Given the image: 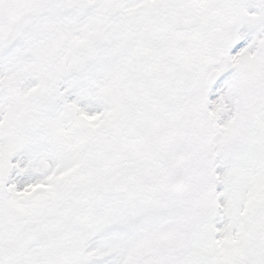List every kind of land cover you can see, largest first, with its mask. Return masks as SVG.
I'll list each match as a JSON object with an SVG mask.
<instances>
[{
    "label": "snow or ice",
    "instance_id": "obj_1",
    "mask_svg": "<svg viewBox=\"0 0 264 264\" xmlns=\"http://www.w3.org/2000/svg\"><path fill=\"white\" fill-rule=\"evenodd\" d=\"M0 264H264V0H0Z\"/></svg>",
    "mask_w": 264,
    "mask_h": 264
}]
</instances>
